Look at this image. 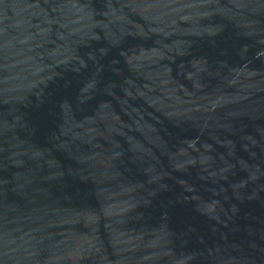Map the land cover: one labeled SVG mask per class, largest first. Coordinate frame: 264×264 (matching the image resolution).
<instances>
[{
  "label": "water",
  "instance_id": "obj_1",
  "mask_svg": "<svg viewBox=\"0 0 264 264\" xmlns=\"http://www.w3.org/2000/svg\"><path fill=\"white\" fill-rule=\"evenodd\" d=\"M0 264H264V0H0Z\"/></svg>",
  "mask_w": 264,
  "mask_h": 264
}]
</instances>
